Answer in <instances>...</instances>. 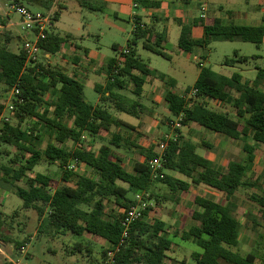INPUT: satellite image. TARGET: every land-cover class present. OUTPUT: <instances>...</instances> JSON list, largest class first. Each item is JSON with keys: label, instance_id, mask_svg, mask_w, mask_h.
Returning <instances> with one entry per match:
<instances>
[{"label": "trees", "instance_id": "16d2710c", "mask_svg": "<svg viewBox=\"0 0 264 264\" xmlns=\"http://www.w3.org/2000/svg\"><path fill=\"white\" fill-rule=\"evenodd\" d=\"M23 1L31 4L34 0ZM55 1L42 0L41 7L49 10ZM77 1L83 5L87 0L83 3L81 0ZM134 2L145 8H160L161 5L153 0ZM62 10L60 5L51 25L60 20ZM203 28L204 38L196 41L191 38V28L183 27L179 48L190 53L195 47H209L218 41L240 40L257 47L264 42V27H242L235 24L226 26L217 20L211 26L203 25ZM138 41H143L144 49L168 58L163 51L164 38L137 23L134 39L129 44V53H122L120 57L123 64L118 75H113L118 59H112L108 64L106 89L103 92L102 87L96 88L100 94V104L97 106L86 102L84 84L75 77L42 64L26 67L23 52L14 53L8 47L0 46V84L10 91L20 83L24 99L17 112V125L7 124L2 127L0 144L16 147L21 158L17 157L9 165L2 166L1 186L13 190L23 201L25 210H36L43 218L38 229L39 235L49 233L65 236L70 233L82 238L88 234L104 240L108 244V249L103 254L107 264H173L167 262V259L174 242L170 238L166 223L160 219H150L152 207L145 211L142 220L132 225L128 237L124 238L125 229L121 223L123 214L107 219L105 201L114 198L116 204L126 210L134 204V198L128 196L129 190L135 195L147 193L151 199L155 184L166 185L174 195L188 193L193 186L205 185L224 193L228 203L222 206L207 198L193 197L198 210L192 212V219L198 224L183 232L181 240L192 242L201 249V252L192 254L194 263L258 264L259 260L264 261V253L254 252L243 256L234 251L239 246L241 224L233 216L237 208L233 202L236 193L241 188L256 186L255 182L246 180V175L253 170L256 145H264V92L260 88L264 69L259 70L256 79L250 83L243 82L240 74L227 78L209 67L201 68L194 86L198 90L197 97L189 103L172 91L166 92L165 101L173 117L183 115L184 126L195 123L228 139L241 141L245 158L244 161H230L226 171L221 172L209 160L197 154L198 145L180 137L177 141L168 143L164 170L176 172L188 181L176 179L166 173H163V179L154 180L153 172L148 166V161L158 156L153 149L143 151L146 160L143 163L136 162L133 172H128L122 160L115 157L112 147L120 149L123 144L126 147L132 144L121 133H112V129H134L116 118L105 105L107 101L114 102L118 112L139 118V102L118 93L128 83H132L133 95L139 98L146 78L156 74L138 56L135 48ZM67 42V38L50 30L40 47L43 52L56 55ZM234 56L235 58H226L224 64L233 66L250 60L247 57H238V53ZM157 77L163 82L167 78L161 74ZM169 82L172 84L174 81ZM232 90L241 93L242 97L232 99ZM47 94L55 95L56 100L48 102ZM206 99L216 100L220 104L232 102L237 109L238 120L210 109ZM3 108L0 104V114ZM30 118L37 120V123L33 129H24V123ZM36 126L41 127L42 133ZM107 134H112L110 143L98 152H94L88 142L83 141V136L104 139ZM44 138L48 139V144L43 151L38 145ZM69 142L73 146H81L69 151L66 146ZM43 158L60 164L62 186L56 187L55 181L46 175L36 173L32 176ZM74 161L92 169L97 178L79 175L69 169V164ZM22 181L26 184L25 188L17 186ZM120 183L127 185L128 189ZM250 201L264 215V195H252ZM1 228L0 220V231ZM261 240L264 243V236ZM4 242L8 243L9 240ZM15 244L19 249L24 247L23 243ZM108 254L113 255L111 260H108Z\"/></svg>", "mask_w": 264, "mask_h": 264}, {"label": "rangeland", "instance_id": "374dc122", "mask_svg": "<svg viewBox=\"0 0 264 264\" xmlns=\"http://www.w3.org/2000/svg\"><path fill=\"white\" fill-rule=\"evenodd\" d=\"M83 1L81 0L82 3ZM41 2L42 0H34L30 4L28 1H23L25 6L31 11L44 12L45 9L41 7ZM55 3L57 4L55 11L59 9L60 5L64 9L60 20L55 22L53 26L51 25V30L63 38H69V42L71 41L79 46V55H82L85 49L97 52L101 57L100 62H105V68L107 67V60L117 55L113 46L116 44L120 49H126L134 38L132 33L133 25L129 18L133 12L131 7L127 8L126 14L120 12L118 14V11H112L110 6H106L103 0H87L83 5L76 0H56ZM259 6L263 9L264 2L260 3ZM0 15H2L0 17V25L5 26L8 23L6 15H10L11 21L14 24L11 30L0 28V46H6L11 51L20 53L24 38L33 39L34 36L25 32L19 25L20 16L11 10L9 0H0ZM137 48L138 55L142 61L148 64L155 73L164 74L176 80L177 85L174 90L178 94H182L187 88L194 86L196 76L203 65L205 67H211L219 74L240 73L247 81L255 80L258 71L264 69V44L257 47L254 44L245 43L240 40L213 42L208 49L207 56L202 58L199 64L194 58L195 56L198 57L200 50L198 51L196 49L192 52L191 56L181 52L177 42L165 47L164 51L168 55V58L145 50L142 47L141 41H139ZM236 52L241 57L250 58L249 64H238L234 68L223 66L226 58H235L234 54ZM76 57L74 49L69 45L65 50L55 56L51 60V63H48L42 56L40 64L45 67L49 66L51 69L60 70L68 75H73L76 73L74 67L76 63L74 59ZM99 66L100 68L103 67L101 65ZM103 81L104 79L93 76L84 83V97L88 104L92 106L98 104L100 94L95 90V85L97 83H103ZM132 89L130 87L128 90H123L121 94L129 100H133L135 97ZM8 99L9 91H7L4 85L0 84V104L4 107ZM52 100L53 98L50 96L48 102H52ZM105 105L112 114L118 117L125 116L136 120L133 117L119 113L114 102L107 101ZM212 108L219 109L214 105ZM160 116V125L157 129L165 130L167 127V120L164 118L165 108L161 111ZM36 123L37 120L30 118L24 123L23 128L33 129ZM11 124L17 125L16 119ZM36 127L42 133L41 127ZM205 131L208 134L213 133L206 129ZM194 133L199 143L205 139V135H200L197 131ZM124 134L125 136L128 135L126 132ZM142 135V138L137 142L138 146L135 145L133 150L115 149V154L122 157L124 167L129 172H133L135 162L145 159L143 151L147 146V142H156L158 145L161 142L162 137L159 133L155 135L149 133L148 136L146 133H143ZM108 138L110 139V136ZM109 139L105 141L97 140L96 142L91 140L90 145L93 151L98 152L102 145H108ZM220 139L222 140L223 138L220 137L216 141ZM47 144L48 139L44 138L38 145V148L44 151L47 148ZM66 146L69 151L74 148L71 142L67 143ZM233 149L237 150L235 153L232 152V154L220 149L218 150V155L223 160L244 161V152L239 154V149L235 145ZM198 153L204 155V152L200 150ZM17 157L21 158V153L16 147L0 144V220L2 221L0 247L7 249L5 251L14 259L16 264H107L103 258V254L108 249V244L104 240L94 238L88 234L82 238L70 233L65 236H55L49 233L38 234V229L43 218L38 215L36 210H25L23 208V201L17 195L13 194L14 191L1 186L2 166L9 165L10 161ZM70 164L72 165L73 162ZM36 173L51 177L55 181L56 187L62 186L59 163H51L43 158L35 168L32 176ZM75 173L91 176L95 179L97 178L95 172L85 165H78ZM167 173L187 180L184 176L176 172L167 171ZM250 175L252 181L256 183V186L252 189L239 190L235 198L237 205L235 214L241 222V229L243 230L240 237L241 244L234 251L242 255H246L249 252H257V250L264 253V250L261 249L262 245H260L263 242H260L259 237L264 236V215L259 210V207L250 201L251 195L258 197L264 195V153L262 152V148L257 151V168L254 174ZM120 185L128 189L127 185L123 183H120ZM17 186L25 188L26 184L22 181L17 183ZM193 193L216 202L225 201L223 194L211 190L206 186L193 188ZM128 196L133 199L135 193L129 190ZM190 199V195L184 197L179 196V194L174 195L166 185L161 183L155 184L153 187V196H151L150 202L152 203L151 207L153 211L150 214V219H160L166 223L168 231L170 232V238L174 242L172 250L168 253L167 262L173 264H195L192 260V254L195 251L201 252V249L194 243L184 242L180 237V234L190 229L193 224L189 214L190 209L194 205ZM105 205L107 219L120 217L124 213V210L116 204L114 198L107 199ZM4 240H9V243L4 242ZM16 242L23 243L24 250L17 248ZM112 257L113 255L108 254V260H111ZM0 262V264H8L5 263V259L1 256Z\"/></svg>", "mask_w": 264, "mask_h": 264}, {"label": "crops", "instance_id": "0c3cea01", "mask_svg": "<svg viewBox=\"0 0 264 264\" xmlns=\"http://www.w3.org/2000/svg\"><path fill=\"white\" fill-rule=\"evenodd\" d=\"M103 1L105 2L106 6H110L112 8V11H118V14H119V12L122 14H126L127 8L131 7L133 9V12L129 16V18H130V21L133 25V31H132L133 35H134L135 28L137 26V23L140 24V26H142V27H146V28L152 30V32L155 35L162 36L164 38V42L162 44L163 51H164L166 46L173 45L176 42L178 43V48H179V40L181 37L183 27H190L191 28V38L193 40H196V41L202 40L204 38L205 33H204L203 25L211 26L217 20L222 22V24L226 25V26L230 25V24H235L237 26H242V27H264V8L261 9L259 6V4L263 3L264 0H257L258 4H257V1L255 3V0H188V1H185V0H153V1H157V2L161 3L160 8H145L141 5L135 4L134 0H103ZM9 4H10V2H9ZM56 6H57V4L54 3V5L51 8H53L55 11ZM114 9H118V10H114ZM62 11H61V14H62ZM1 16L2 15H0V17ZM6 16H7L8 23L5 26L0 25V28L1 29L5 28L7 30H11V28L14 26V24L11 21L10 15H6ZM50 30H51V28H50ZM67 39H69V38H67ZM141 42H142V47H143V41H141ZM138 44H139V41L137 42V45L135 46L137 52H138V48H137ZM263 44H264V42H263ZM22 45H23V43H22ZM69 45L71 46L72 49H74V54H75V56H77L74 59V61L76 62L74 65V67L76 69V73H74L73 75H69V76L75 77L78 81H80L83 84L86 81L90 80L93 76L100 77L101 79H104V81H103V83H97L95 85V90L98 87H102L103 92L106 89V86L108 84L107 69H108L109 62L112 59H120L124 50H130L129 45L127 46L126 49H120L115 44L113 46V49L115 50L117 55L115 57L109 58V60H107L108 61L107 67L105 68V66H104L105 62H102V63L100 62L101 57H100V55H98L97 52H95V51L93 52V51H90L88 49H85L84 53L82 55H79L78 54L79 46H77L76 44H74L71 41L69 42V40L63 46L61 51L65 50L66 47ZM209 47H204V48L195 47V48H193V50L190 53H186V52L182 51L180 48H179V50L181 52L189 54V55H191L192 52H194L196 49L198 51L200 50L198 57L195 56V58H194V60L198 61V64H199L201 59L205 58L207 56ZM20 52H22V46H21ZM14 53H17V52H14ZM164 53H165V51H164ZM58 54L49 55V63H51V60L55 56H57ZM238 57H241V56H239V54H238ZM249 61L247 63H245V65L249 64ZM99 65H101L103 67L100 68ZM236 65H238V64H235L233 66H227L223 63V66L231 67V68H234ZM240 65H243V64H240ZM148 67H149V65H148ZM204 67L205 66L203 65L201 68H204ZM209 68H211V67H209ZM149 69H151V68L149 67ZM261 70H263V69H261ZM103 71L106 73H104ZM99 72H102V73H99ZM136 74H138V73L136 72ZM217 74H219V73H217ZM234 74H240V73H234ZM234 74H222L221 73L219 75L227 77V78H231ZM157 75H160V74L156 73V74H153V75L148 76L146 78V83L143 86V92H142L141 97L136 98L134 96L135 99H133V100L138 101L139 105H140L139 118L133 117V116L126 114V113H121V114L128 115L130 117L135 118L136 120H133V119H131L129 117H125V116H119L118 117V116L113 114L116 118H118L119 120L128 124L129 126L133 127V129H134L132 131L127 130V129L126 130H117L115 128L112 129V133H114V132L121 133L122 137L124 139H129L130 143L132 144V146H129V147H126L125 144H123L122 148H120L118 150H121V149L133 150L135 145H137V142H139V140L142 138L143 133H146L147 136L149 133L151 135H155L156 133H159L162 138L165 135H169L171 137L177 136V140L180 139V137H183L184 139L190 140L194 144L198 145L197 154L200 155L198 153L199 150L204 152V155H200V156L209 160L215 169H217L221 172L226 171V169L228 168L229 162L231 160H229V159L223 160L222 158H220V156L218 155V152H219L218 150L223 149L225 152L232 154V152L235 153L237 150V149H233V146L235 145L239 149V154H240L241 152H243V143L241 141H235L232 139H228L226 136H224L220 133H214L213 132L212 134H208L203 127H201L200 125L195 124V123H191V124H188L186 126L183 125L182 129L178 130V131H173L172 128L169 126L170 122L175 120L178 117H173L169 111L168 104L165 101L166 92L172 91L174 94H177V95L183 97V95L185 93H188L192 89H194V86H195V84L199 78L200 72L196 76V79L194 81V86L187 88L185 90V92L182 94H178L174 90L175 86L177 85V82L175 79L170 78V77L165 75L167 78H166V81L163 82L157 77ZM161 75H164V74H161ZM242 78H243V76H242ZM169 81H174V82H172V84H171ZM253 81L254 80L247 81L243 78V82L252 83ZM130 87L133 88L132 89V91H133L134 85L132 83H128V86L124 90H126V89L128 90ZM84 88H85V85H84ZM260 88L264 92V79L262 81ZM121 91H123V90H119L118 93L121 94ZM50 96L53 98L52 101L56 100L55 95L47 94L46 95L47 101H48ZM230 96L232 99H240L242 97V94L235 91V90H232L230 92ZM205 102L208 103L210 109L217 111L221 114H227L230 118H232L234 120H238L237 109L234 108L232 102H228L226 104H220L218 101L211 100V99H206ZM99 104H100V97H99V101H98L97 105H99ZM213 105L219 109L212 108ZM164 108H165L164 118L167 120V127L165 130H161V129L158 130L157 128L160 125V120H161L160 114H161V111L164 110ZM151 117H153V118L151 119ZM182 119H184L183 115H182ZM195 131L199 132L200 135H205V139H203L200 143L197 140V138L195 137V133H194ZM125 132L128 133L127 136H125V134H124ZM111 135L112 134L105 135L106 138H104V139H98V138L89 139V138H87V137L85 138V136H83V141H85V143L88 142V144L90 145L91 140L94 142H96L97 140L105 141V140L109 139L108 138L109 136L111 139ZM220 137L223 139L216 141V139H218ZM162 138H161V140H162ZM110 139H109V143H110ZM154 144H156V142H147V146H146V148H144V150L148 151V150L153 149L154 153L159 154V152H160L159 145H158V143L156 145H154ZM80 146H81V144H77L76 146H74V148H78ZM103 146L104 145H102L101 148ZM90 147H91V145H90ZM260 148H262V152L264 153V145L263 144H257L256 145V151H255V155H256L255 164H254L253 170L248 172L246 175L247 181L254 182V181H252V179H251L252 177L250 174L253 175L256 168H257V151ZM91 149H93V148L91 147ZM112 149H113V153H114L115 157L120 158L123 162L122 157L115 154V149H117V148L112 147ZM144 158L145 159L143 161H138V162H140V163L145 162L146 157L144 156ZM79 165H83V164H79ZM123 166H124V162H123ZM163 173H166V174L172 176L171 174L167 173V171H165V170H163ZM172 177L179 179V180H183L182 178H180L178 176H172ZM183 181H188V180H183ZM200 186H205V185H200ZM200 186H193L188 193L179 194V196H183V197L188 196V195L191 196L190 200L192 201V203L194 205V207L190 209L191 211L189 214V217L193 221V224L191 225V227L198 224V222H196L192 219V212L198 210L197 205L193 201V197L200 196L196 193H193V188H197ZM208 188H210V187H208ZM210 189L214 190L212 188H210ZM241 189H252V188L245 187V188H241ZM214 191H216V190H214ZM216 192L221 193L225 196V201L217 202V203L222 205V206L227 205L228 201L226 199V195L222 192H219V191H216ZM13 194H15V193H13ZM200 197H203V196H200ZM235 198H236V195L233 199V202L236 204ZM150 202H151V199H150V195H149V202L148 203L151 207L152 203H150ZM233 216L238 219L235 212H234ZM238 221H239V219H238ZM240 224H241V222H240ZM188 230H186V231H188ZM242 230L243 229H240L239 245L241 244V238L240 237H241ZM183 232H185V231H183ZM181 234H180V237H181ZM262 236H259L260 242H263L261 240ZM260 245H262L261 249L264 250V243L263 244L260 243ZM7 246H8V244H7ZM20 249L24 250V247H22ZM5 250H7V249H5L4 247L3 248L0 247V256L5 259V261H6L5 263L16 264L14 259H12L7 254V252ZM195 252H198V251H195ZM257 252L261 253V251H259V250H257ZM249 253H254V252H249ZM243 256H245V255H243ZM258 264H264V261L259 260Z\"/></svg>", "mask_w": 264, "mask_h": 264}, {"label": "built area", "instance_id": "2783aa9c", "mask_svg": "<svg viewBox=\"0 0 264 264\" xmlns=\"http://www.w3.org/2000/svg\"><path fill=\"white\" fill-rule=\"evenodd\" d=\"M10 8L20 16V26L22 29L34 36V38H24L22 45V52L26 58V67H34L40 64L43 58L49 63V54L43 52L40 47V43L47 39V35L50 33L51 23L55 14L53 8L44 12H33L31 11L22 0H9ZM124 54H128L129 50H124ZM122 62L118 59L117 67L113 71V75H118L119 68L122 67ZM114 81V78L111 79ZM198 94L197 89H192L190 92L183 95V99L189 103L191 100L196 99ZM24 103L22 97V90L20 83L15 85L9 91V99L7 104L4 106L0 114V135L2 134V127L11 124L16 119L19 106ZM169 126L173 131L181 130L183 127L182 115L175 120L171 121ZM177 141V136L165 135L159 144V154L157 157L148 161V166L153 172V179H163L164 174V156L170 141ZM79 165L78 161H74L73 164L69 165V169L74 170ZM149 194L140 193L135 195L134 204L128 209L124 210L122 218V226L125 229L124 238L128 237V231L132 225L144 218L145 211L150 207L149 205Z\"/></svg>", "mask_w": 264, "mask_h": 264}]
</instances>
